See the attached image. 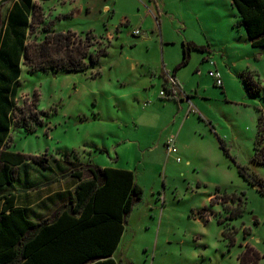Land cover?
Listing matches in <instances>:
<instances>
[{"label": "rangeland", "instance_id": "rangeland-1", "mask_svg": "<svg viewBox=\"0 0 264 264\" xmlns=\"http://www.w3.org/2000/svg\"><path fill=\"white\" fill-rule=\"evenodd\" d=\"M158 1L155 16L135 0H115L114 13L103 10L113 0H92L81 13L70 0L48 2L43 13L36 7L27 44L62 30L83 42L91 32L87 51L107 53L84 72L23 70L15 103L21 116L40 122L28 119L31 131H11L9 149L48 154L66 166L133 172L142 199L126 218L117 264H241L243 256L254 264L255 254V264H264V194L239 173L244 167L264 182V165L253 160L258 109L264 108V47L248 43L231 0ZM187 42L207 51L191 50L184 66ZM203 56L211 58L202 62ZM213 60L231 75L223 89L208 75ZM166 64L192 89L196 112L189 117L186 101L178 112L174 102L157 99ZM242 74L257 82L255 95ZM182 92L177 96L184 98ZM146 118L155 123L145 125ZM174 137L176 149L168 155L164 143Z\"/></svg>", "mask_w": 264, "mask_h": 264}, {"label": "trees", "instance_id": "trees-1", "mask_svg": "<svg viewBox=\"0 0 264 264\" xmlns=\"http://www.w3.org/2000/svg\"><path fill=\"white\" fill-rule=\"evenodd\" d=\"M231 3L250 45L264 47V0H231ZM35 8L32 0H17L7 16L6 26L0 28L1 145L11 123L16 128L31 131L28 119L40 122L21 116V109L4 96L9 92L13 98L17 95L21 65L32 73L84 72L88 67H95L99 58L107 53L106 48L95 54L87 51L93 39L90 32L85 34L83 42H75V33L71 31H60L46 33L40 43L27 44ZM46 30L43 29L44 33ZM191 50L205 48L190 42L184 44L181 65L188 62ZM241 80L247 91L255 95L257 82L245 74L241 75ZM218 141L226 152L225 143L221 139ZM30 158L8 151L7 145L0 151V264H117L111 257L120 243L127 216L142 199V189L136 184L133 172L90 164L78 169L72 164L71 175L79 180L74 200L60 208L52 220L33 223L22 208L15 206L11 189L15 168L23 166ZM253 160L264 165V108L258 109ZM239 169V173L251 185H258L264 194V182L248 173L246 168ZM83 170L87 178L83 177ZM244 259L243 256L241 264H246ZM252 259L255 264L258 255Z\"/></svg>", "mask_w": 264, "mask_h": 264}, {"label": "crops", "instance_id": "crops-1", "mask_svg": "<svg viewBox=\"0 0 264 264\" xmlns=\"http://www.w3.org/2000/svg\"><path fill=\"white\" fill-rule=\"evenodd\" d=\"M54 1H57V4L59 6L65 5L67 2V0H47V1L32 0V3H34L35 7H38L40 9V11L43 13V12H45V10L43 11V9H47V10L49 9V7L47 6V3L48 2H54ZM70 1H72L73 4H75V6L78 5V9H76V11H78V13L83 12L85 9H89L92 6V4H91L92 0H70ZM101 1H103L105 3L107 0H101ZM113 1L114 2H112L113 5L111 6V8L108 4H104L103 10L105 12L112 11L114 13V7L116 6L115 5L116 2H115V0H113ZM150 1L152 3H150V5H148V0H135V2H137L138 6H141L140 3L141 4L144 3V5H147L148 7H147L146 12L151 13L153 16H155L154 13L151 11V8L153 6L156 10L155 12L157 14H160V9H159V5H158L159 1L158 0H150ZM163 1L165 3V0H163ZM16 2H17V0H0V28L6 26L7 16L9 14V12L12 10V7ZM162 6H164V5H162ZM164 10H165V7H164ZM56 11H59V10H56ZM155 20H157L156 17H155ZM157 22H158V24H160L159 20H157ZM145 23H146V19L142 22L141 27H144ZM182 25L186 29L184 22H182ZM62 31H65V30H62ZM144 37L145 38L147 37L146 33H144ZM162 38H163V36H162ZM163 41L167 42V39L164 38ZM191 41H193V40H191ZM247 41H248V39H247ZM193 42L197 43L196 41H193ZM190 43H192V42H190ZM248 43H249V41H248ZM199 45L200 46H198V47H202L203 49L205 48L203 44H199ZM204 51H207V49L205 48V50H201V52H203V53H204ZM210 58L211 57H209V56H203L202 62H207L210 60ZM212 62L214 63L213 67L215 69H217L221 74V78H222V82H223L221 89H223V87H225V83H224L225 76L227 75L228 77H230L231 75H229L225 71H222L221 64H218L214 60ZM187 63L185 65H187ZM20 69H21V74H22L23 70L27 71V68L24 65H21ZM21 74H20V77L18 78L19 87H18L17 95L13 98L11 96L10 92L7 94H4V96H6L9 101L11 100L12 102H14L15 106H16L15 101H16L19 93H20L19 91L21 90L20 89ZM223 74H224V76H223ZM178 75L179 74L177 73V68L174 67L173 72H171V68H169V66L167 64L163 65L162 74H161V77L163 79L162 80L163 83H162V89L161 90H167L169 88L168 77H173V78H175L177 83L183 87V91H185V92L181 91L180 86H179L180 90H178V91L183 93L184 98L180 97V95L177 96V94H179V92H178L174 96V97H176V99H174L173 96L158 97L157 99L161 100V101H172V102H174L175 103L174 105L177 106L175 108V110L177 109L178 112L183 110V106L182 105L180 106V104L183 103L182 100L186 101L187 102L186 117H189L190 113L196 112L194 109L193 103H191V99L193 97L192 93H191L192 89L187 90V85H186L187 81H185V79H181ZM156 80L157 79H153L151 81V84L155 83ZM10 89H12V86H10ZM153 100H150V101H152L151 105L155 106L157 102H153ZM194 103L197 104L195 101H194ZM162 107L164 108V105H162ZM192 110H194V112ZM150 114L151 113H149L148 116ZM143 120L145 122V119H143ZM2 121H3V114L1 111V107H0V125H1ZM149 121H151V119L146 118V124L145 125H151L152 123H155L154 121H151V122H149ZM18 128H20V127H18ZM18 128L14 127L12 125V123L8 128L9 129L8 135L6 136V138L3 141V145H5V146L7 145L8 151H11L9 149L10 143L8 141L10 139L11 131H15ZM179 129H178V131H179ZM178 131L176 133H178ZM172 132L174 133L175 129H173ZM2 135L3 134H2L1 129H0V140L3 137ZM179 135H180V133H178V136ZM174 140L176 143V137H174ZM165 142H166V140H165ZM3 145L0 144V151L3 148ZM164 147H165V143H164ZM175 149H176V146H175ZM165 150H166V148H165ZM11 152H13V151H11ZM15 153H19V152H15ZM27 156H30L31 158L28 159L23 166H19V167L15 168V177H14V180H13L12 185H11L12 193L15 196V206L22 208L24 210L26 218L33 223H41V222L50 221L57 214V211L60 208H62L65 205H68L71 201L74 200V189L77 186V184L79 183V180L76 177H74L73 175H71V171H72L71 169L72 168L70 166H66L65 162L61 159L57 160L55 158H51L48 156V154H35V155H27ZM40 160H42V164L40 163ZM188 163H190V162L188 161ZM81 167H83V165H80V166L77 165L78 169H82ZM100 168H105V167H100ZM117 169H119V168H117ZM84 171L85 170H83V173H84ZM83 177L87 178V172H86V174L84 173ZM115 252L111 258L114 259L115 261H117L116 256H115Z\"/></svg>", "mask_w": 264, "mask_h": 264}, {"label": "built area", "instance_id": "built-area-1", "mask_svg": "<svg viewBox=\"0 0 264 264\" xmlns=\"http://www.w3.org/2000/svg\"><path fill=\"white\" fill-rule=\"evenodd\" d=\"M140 34L139 30H134L133 31V35L138 36ZM210 63L213 65L214 63L212 61H210ZM209 77H211L213 79L214 85L216 87L221 88L223 85L222 82V78H221V74L217 69L214 70H210L208 72ZM168 84H169V88L167 90H161L159 93L160 97H168V96H175V94L178 92L179 90V85L177 83V81L175 80V78L173 77H168ZM191 111V110H190ZM194 112V110H192ZM165 148H166V152L167 154H171L175 151V140L174 138H168L165 142ZM177 161H179V159L177 158Z\"/></svg>", "mask_w": 264, "mask_h": 264}]
</instances>
